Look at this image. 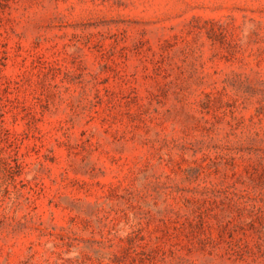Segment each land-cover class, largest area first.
Instances as JSON below:
<instances>
[{
	"label": "rangeland",
	"instance_id": "rangeland-1",
	"mask_svg": "<svg viewBox=\"0 0 264 264\" xmlns=\"http://www.w3.org/2000/svg\"><path fill=\"white\" fill-rule=\"evenodd\" d=\"M0 264H264V0H0Z\"/></svg>",
	"mask_w": 264,
	"mask_h": 264
}]
</instances>
